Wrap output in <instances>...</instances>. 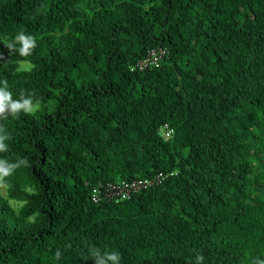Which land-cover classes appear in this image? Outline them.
Wrapping results in <instances>:
<instances>
[{
    "label": "trees",
    "instance_id": "obj_1",
    "mask_svg": "<svg viewBox=\"0 0 264 264\" xmlns=\"http://www.w3.org/2000/svg\"><path fill=\"white\" fill-rule=\"evenodd\" d=\"M0 89V264H264V0H0Z\"/></svg>",
    "mask_w": 264,
    "mask_h": 264
},
{
    "label": "clouds",
    "instance_id": "obj_2",
    "mask_svg": "<svg viewBox=\"0 0 264 264\" xmlns=\"http://www.w3.org/2000/svg\"><path fill=\"white\" fill-rule=\"evenodd\" d=\"M15 41L20 45L18 51L21 56L29 55L31 49L35 47V40L33 37L30 35H25L24 33L17 34ZM5 108L13 113H18L20 111L32 113L37 110V105L33 103L31 97H21V99L14 101L11 99V94L8 91L5 89H0V112H3ZM4 139L5 137L0 136V151L5 149V145L3 143ZM12 167H15V165H8L5 167L4 173L7 174ZM97 258L98 264H119L120 260L119 254L115 251L104 255L97 253ZM203 259V256H197V264H201Z\"/></svg>",
    "mask_w": 264,
    "mask_h": 264
},
{
    "label": "built area",
    "instance_id": "obj_3",
    "mask_svg": "<svg viewBox=\"0 0 264 264\" xmlns=\"http://www.w3.org/2000/svg\"><path fill=\"white\" fill-rule=\"evenodd\" d=\"M166 49L159 51H151L149 56L137 63V67L144 69L147 66H159L160 59L166 54ZM172 134V129L168 125H164V135L169 137ZM162 175L159 174L155 179L138 178L131 181L112 182L106 186H101V189H96L93 194V200L109 199L120 201L122 199L130 198L132 194L147 188L152 185L154 181H160Z\"/></svg>",
    "mask_w": 264,
    "mask_h": 264
},
{
    "label": "rangeland",
    "instance_id": "obj_4",
    "mask_svg": "<svg viewBox=\"0 0 264 264\" xmlns=\"http://www.w3.org/2000/svg\"><path fill=\"white\" fill-rule=\"evenodd\" d=\"M21 65H22V64H21ZM23 66H25V65H23ZM37 105H40V104H37ZM1 179H2V176L0 175V194H1L3 197L7 198V185L4 184V183L1 181ZM8 201H9V204H11L12 207L15 208V209H18V208L21 206V204H22V202H20V201H16V200H12V199H8Z\"/></svg>",
    "mask_w": 264,
    "mask_h": 264
},
{
    "label": "bare ground",
    "instance_id": "obj_5",
    "mask_svg": "<svg viewBox=\"0 0 264 264\" xmlns=\"http://www.w3.org/2000/svg\"><path fill=\"white\" fill-rule=\"evenodd\" d=\"M163 128H164V126H163ZM171 135H172V134H171ZM171 135H170V136H171ZM164 136H165V135H164ZM170 136H169V137H170ZM165 137H166V136H165ZM169 137H166V138H169Z\"/></svg>",
    "mask_w": 264,
    "mask_h": 264
}]
</instances>
